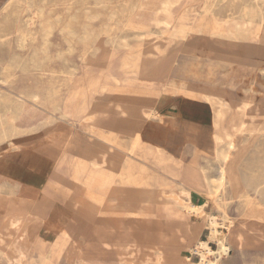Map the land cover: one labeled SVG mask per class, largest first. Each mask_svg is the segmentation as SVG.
Returning a JSON list of instances; mask_svg holds the SVG:
<instances>
[{"label": "rangeland", "instance_id": "374dc122", "mask_svg": "<svg viewBox=\"0 0 264 264\" xmlns=\"http://www.w3.org/2000/svg\"><path fill=\"white\" fill-rule=\"evenodd\" d=\"M237 1L0 0V136L4 123L22 109L36 125L27 140L13 136L15 144L0 141V166H8L11 158L26 160L35 144L45 143L46 135L52 132L57 134L55 140H64L78 129L83 138L76 134L65 143L59 171L71 161L77 163L80 150L90 157L105 156L107 164L103 167L111 171L107 200L80 184L74 177L75 168L63 181L47 184L51 200L65 209V228L75 225L81 201L89 200L99 211L94 219H88L83 250L76 255L62 252L52 264H85L89 259L97 264L183 263L196 234L216 251L207 217L221 222L223 211L233 223L229 230L222 229L231 251L228 257H221V264H264V200L256 198L260 193L257 187H264V0ZM168 8L171 30L182 25L183 33L166 45L169 34L161 33V24L153 26V16L157 14L160 22L162 10ZM157 32L161 34L145 35ZM125 61L129 63L126 68L120 66ZM191 97L210 105L213 120L211 111L206 110L199 116L204 123L186 122V113L193 112ZM120 105L129 115L118 114ZM140 106V110L152 108L157 112V118L148 122V142L160 143L183 168L194 169L196 174L200 167L208 169V177L217 176L221 162L215 154L226 148V143H233L228 166L234 179L238 174V186H228L225 193L207 201L200 192H194L192 203L180 197L171 180L170 158L158 159L142 148L131 152L128 145L111 137L119 128H126L131 113ZM169 114L176 121L161 120ZM90 115L92 123L85 121ZM157 119L161 122H152ZM97 127L105 133H98ZM55 151L50 155L55 156ZM242 176L259 184L249 185ZM32 181L41 184L46 179ZM129 183L131 187L132 183L139 184L130 199ZM3 185L14 187L17 194L21 180L14 173L9 181L0 183V197L6 194ZM205 201L200 216L184 209L199 207ZM57 230L51 214L26 233L30 240L39 235L45 243H52V233ZM111 231L119 246L139 249H130L129 255L100 251L98 237ZM155 232H163L166 240L157 251L149 249L154 246L151 240ZM89 253L91 258L86 256ZM200 261V255L194 253L189 264Z\"/></svg>", "mask_w": 264, "mask_h": 264}, {"label": "bare ground", "instance_id": "6f19581e", "mask_svg": "<svg viewBox=\"0 0 264 264\" xmlns=\"http://www.w3.org/2000/svg\"><path fill=\"white\" fill-rule=\"evenodd\" d=\"M259 3H261V2H259ZM25 4H28V3H25ZM104 5H106V4H104ZM251 6H252V3H251ZM168 7H169V5H168ZM69 9H70V7H69ZM166 10H167L166 12H165V10H162L163 20H161L160 22H158L159 20L157 19V14L153 16V20H154V25L153 26L157 27V25H159V24H161L163 26L162 29H161V33H168L169 34L168 40L165 42L166 45H169L171 42L175 41V38L179 35V33H183V26L179 25V26L175 27L174 30H171L172 27H171L170 22L168 20L170 18V15L168 14V13H170L168 11L169 8L166 9ZM68 11H70V10H68ZM88 13H89V11H88ZM194 14H196V13H194ZM44 16H46V14ZM91 18H93V17L91 16ZM221 18H222V15H221ZM233 18H235V17H233ZM33 20H34V18H33ZM218 20H219V18H218ZM222 22H224V19H223ZM235 22H236V20H235ZM9 25H10V23H9ZM20 27H22V26H20ZM48 27H49V25H48ZM85 28H87V27H85ZM249 29H251V28H249ZM0 30H3V29L1 28ZM32 30H33V28H32ZM82 30H84V29H82ZM5 31H7V29ZM41 31L42 30L40 29V33H41ZM44 32H46V31H44ZM161 33H158V32L157 33H148V34L145 33V35H147L148 37H151V36H153V34H161ZM90 34H92V33H90ZM240 35L241 34H239V36ZM27 36H28V34H27ZM35 36L36 35H34V37ZM156 36H159V35H156ZM38 38H41V37H38ZM96 38H97V35H96ZM44 39L45 38H43L42 41H45ZM80 39H83V38H80ZM177 39L178 38H176V40ZM62 42H66V41H62ZM260 42H262V41H260ZM76 43H77V41H76ZM30 44H32V43H30ZM16 45H18V44H16ZM21 45H22V43H21ZM19 46H20V44H19ZM39 46H41V45H39ZM121 46H122V44H121ZM68 47L70 48V46H68ZM41 49L39 48L38 50H41ZM43 53H45V52H43ZM33 54L31 56H34ZM41 54L42 53H40V55ZM9 57L12 58L11 55ZM16 59H14V60L16 61ZM19 59H20V57H19ZM31 61H34V60H31ZM30 63H32V62H30ZM13 64H14V62H13ZM10 65L12 66V62H11ZM128 65H129V63L127 61H125L123 63V65H120V66L126 68V67H128ZM21 66H23V65H21ZM73 70H74V68H73ZM163 76L166 77V75H164V74H163ZM112 79L114 80V82H116V78L114 76H112ZM150 94H151V92H150ZM203 95L207 99L210 98V97L208 98L205 93ZM32 98L34 99V97H32ZM32 98H31V101H32ZM189 99L202 101V102L205 101V100H201L200 98H194V97H191ZM215 105H216V103H215ZM225 107H227V106H225ZM140 109H141V107L136 109V110H134V112L131 113L132 117L129 118V123L127 124L125 129L124 128L123 129L119 128L120 129L119 133L120 134H127V135L130 136L129 146H130L131 152H134L137 148H142L143 150L147 151L149 154L153 155L154 157H156L158 159L170 158L172 160L173 168H172V173H171V176H172L171 180H172L173 184L176 186L180 197H183V198H185L186 200H188L189 202L192 203L193 202V194H194V192H200L202 194L203 198L207 201L209 199H212L213 196L217 197L218 195L220 196V194L225 193L226 188L228 186L230 188H235L236 186H238V174H237V179H234L232 177L231 173H230V169H229V166H228V164L230 163V160H231V151L234 149L233 143H231V142L226 143V148L218 149L217 155L215 154V156H217L218 159L221 162V165H220V167L218 169L217 176L208 177L206 175V171L208 169L200 168V167L198 168L199 172L196 174L194 169L192 170V169H189V168H183L181 166V163L177 159L172 158L171 156L165 154L160 149L161 147L158 148V147H155V146H151V145H149V144L144 142V140L141 138V131L143 129V126H144V124H145V122L147 120L157 118V112L153 111L152 108H144L143 110H140ZM116 111L118 112V114L121 117H123L125 115H129V112L127 111V109L124 106H121V105L116 108ZM220 114H222V113H220ZM13 115L7 122L4 123V128H3L2 132H1V136H0V141L1 140L2 141H9L10 143L15 144L16 142L14 140H11V137L18 136V138L21 139V140H27L31 136L30 133L32 131H34L36 125H35L34 121L31 120V118L28 116V111L27 110H23L22 109L18 113L13 114ZM218 117H219V114H218ZM92 120H93V116L92 115L87 116L85 118V121H88V122H91ZM198 123H200V122H198ZM200 133H201V131H200ZM214 138L215 137H213V139ZM177 139H179V138H177ZM216 142H217V140H216ZM194 143H192V144H194ZM16 145H18V144H16ZM203 146H205V145L203 144ZM244 154H246V152ZM106 164H107V161L105 159V156L90 157V155L85 150H80L77 153V163H76L75 173H74L75 174V179L80 184H84V186H86L90 190L95 191L99 195V197H101L100 199H102V200L103 199L107 200V199L110 198L109 191H110V187L112 185L111 177H110V172L111 171L109 169H104V167H103ZM243 179H244V181L246 183H248L249 185H252V186H256L257 184H259L258 181L254 182L251 177H243ZM132 184L134 186L131 187V183H129L128 184V188H127V193H128V198L129 199H130V196L133 195V193L135 192V189L139 188V187L136 186V185L139 186L138 183H132ZM260 184H261V182H260ZM47 187H48V185L45 182L44 187L37 194L34 193V195L31 196L30 191H28L25 188H22V186H20L19 188L17 187L15 189L17 194H14V189H13L14 187L13 188L10 187L11 189H7L3 185L2 190L6 194H5V196L0 197V264H2V263H4V264H52V259L54 257H58L62 252L67 253V254L76 255L77 253L81 252V250H83L82 240H83V237H84L85 229L88 228V219H94L95 215L99 214L98 213L99 211H96L95 207L91 203H89V200H83V201L80 202L79 207L76 208V212H77L78 216L74 218L75 225L73 226V228L72 227L71 228H65V225L67 224L66 223V212H65V209L61 205H59L57 203H54L51 200V198L48 195ZM196 188H197V190H196ZM257 189H258V192H260L261 197H264V187H260V188L257 187ZM21 193L26 194L27 197L21 196L20 195ZM178 193H177V195H178ZM170 196H172V195H170ZM206 201L199 207H196V206H193V205H189L188 207H185L184 209L186 210L187 213L192 214V216L193 215L200 216L202 214V212H203V207L206 206V204H207ZM180 204H182V203H180ZM177 205H179V203ZM181 206H179V207H181ZM181 208H183V207H181ZM180 210H182V209H180ZM51 214L54 215L55 223H56V225L58 227V230L55 233H52V235L54 237V241L52 243H50V242H46L45 243V241H43V239L39 238V235L36 236L33 240H30L28 238V236H27V233H26L27 227L29 225H31V224H41L42 222H46V218L49 215H51ZM221 214H222L220 216L221 217V222H218L217 218L214 217V216L213 217H207L209 230L211 232L210 233L211 234L210 238L212 237L213 240L215 241L216 245H217L216 251H213L208 246L207 243L201 241L198 238V235L196 234L193 247H190L188 249V254H186L184 256L183 263H179V264H189L190 256L192 254H194V253L200 255V259H201L200 264H221V257H223V256L228 257L229 256L231 248H230V245L228 243L227 236H226V234H224L225 232L223 233L222 229L229 230V226L233 222L231 221L230 218H228V216L225 214L224 211L221 212ZM226 224H228V225H226ZM165 225H167V223H165ZM114 235L115 234L112 231L110 233H108L107 235H105V232H101L100 236L98 237L99 241L96 243L98 249L100 251H102V252H106V251H109V250H116V251L122 252V253H120V255L121 254L122 255L131 254L130 249H133V248L139 249L138 247H132V246L130 247L129 245H120L119 246L117 244L119 241H116ZM46 238L48 239V237H46ZM104 239H106V240H104ZM151 241H152L151 244L154 245V246L152 248H149V249L157 251L158 247L161 246L164 243V241H166L164 233L163 232H155V233H153ZM142 248H145V247L142 246ZM86 256L90 257L91 255L89 253V255H86ZM210 256H212V259H210ZM93 261H94L93 259H89V260H85L84 262H85V264H97V263H95ZM145 262H146V260H145ZM149 262H150V260H149ZM151 263H153V261ZM156 263L157 262L155 261L154 264H156Z\"/></svg>", "mask_w": 264, "mask_h": 264}, {"label": "crops", "instance_id": "0c3cea01", "mask_svg": "<svg viewBox=\"0 0 264 264\" xmlns=\"http://www.w3.org/2000/svg\"><path fill=\"white\" fill-rule=\"evenodd\" d=\"M190 101L193 102L191 104L193 106V107H191L192 108L191 110L193 112L192 113H188V114L186 113V117L184 116L186 122H188L190 124H193V125H196V123L197 124L204 123L203 122L204 119H200L199 116H200L201 113L204 114L206 112V110H210L211 114H212V109H211L210 105H208V103L202 102V101H197V100H190ZM172 115H177V114L172 113ZM172 115L171 114H169V116L168 115H163L164 119L161 118V120H165V121L167 120V121H170V122L176 121L177 118H173ZM178 115H181V114H178ZM150 120H152V119H150ZM161 120L157 119L156 121L154 120L152 122L158 124L159 122H161ZM212 120H213V114H212ZM93 121H94V119L91 121V123ZM148 122H149V120H147L145 122V124H144L145 127L143 126V129H142L143 132L141 131V138L144 140L145 143H147V144H149L151 146H155V147H158V148L161 147L160 149L165 154L171 156V154H169L168 152H166L164 150V146L161 145L160 143L148 142V140L146 138ZM198 122H200V123H198ZM97 130L96 131L98 133H105V131H103L102 129H100L98 127H97ZM119 131L120 130L117 131V134L112 133L111 137L112 136L116 137L120 141H122V143L124 145H126V146L128 145L129 146L130 136L127 135V134H120ZM76 134H77V136H80L81 139L83 138L82 135H84V134L81 131H79L78 129H75V130L71 131L70 135H68V134L65 135L64 136V140H62L61 138H60V140H55L57 134L54 133V132H52L49 135H46V142L44 143V142L40 141L37 144H35L34 149H31L30 153H27L25 155L26 156L25 157L26 160H22L21 162H18L17 160H13L11 158L10 163H9L8 166H4V165L0 166V183L9 181V178L11 176H13L14 173H16V177L21 180L22 188H25L28 191H30L31 196H33L34 193L37 194L44 187L45 182H42L41 184H38V183H36V182H34L32 180H39V182H40V180L46 179V184L50 183L51 181H63L62 179H64L68 175V173L70 171H74L76 162L74 160V161H71L69 165L67 164L66 166H64L61 169V170L64 171L63 173L61 172V170L59 171V168H58L57 165H58L61 157L63 156L62 152L66 148V144L65 143H67V141L71 137L76 135ZM45 144H46V146H45ZM129 148H130V146H129ZM50 150H56L55 151V156L50 155V153H51ZM44 152H46V154ZM119 153L120 152L118 151V154ZM22 154H24V153H22ZM171 157H173V156H171ZM37 165H39L40 167H38ZM31 167H33V168H31ZM74 177H75V175H74ZM258 194L259 195H257L256 198H258V196H259V200H264V197H261L260 193H258ZM20 195L27 197V195L24 194V193H21ZM32 225H37V224H31V225H29L27 227V229L30 226H32Z\"/></svg>", "mask_w": 264, "mask_h": 264}]
</instances>
